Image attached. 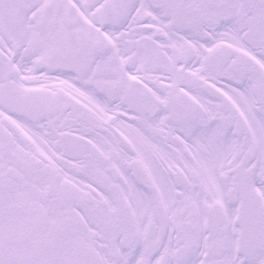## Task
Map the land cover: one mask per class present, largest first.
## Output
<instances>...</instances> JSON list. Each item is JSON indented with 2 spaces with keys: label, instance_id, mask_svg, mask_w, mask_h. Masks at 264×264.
Returning <instances> with one entry per match:
<instances>
[{
  "label": "snow or ice",
  "instance_id": "snow-or-ice-1",
  "mask_svg": "<svg viewBox=\"0 0 264 264\" xmlns=\"http://www.w3.org/2000/svg\"><path fill=\"white\" fill-rule=\"evenodd\" d=\"M0 264H264V0H0Z\"/></svg>",
  "mask_w": 264,
  "mask_h": 264
}]
</instances>
